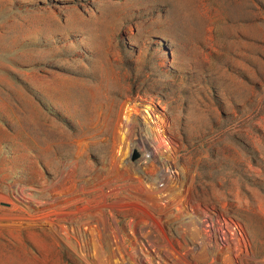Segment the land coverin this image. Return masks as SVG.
Instances as JSON below:
<instances>
[{"label":"rangeland","instance_id":"374dc122","mask_svg":"<svg viewBox=\"0 0 264 264\" xmlns=\"http://www.w3.org/2000/svg\"><path fill=\"white\" fill-rule=\"evenodd\" d=\"M0 264H264V0H0Z\"/></svg>","mask_w":264,"mask_h":264},{"label":"water","instance_id":"95a60500","mask_svg":"<svg viewBox=\"0 0 264 264\" xmlns=\"http://www.w3.org/2000/svg\"><path fill=\"white\" fill-rule=\"evenodd\" d=\"M138 156V153L135 152L134 155L132 156V160H134Z\"/></svg>","mask_w":264,"mask_h":264},{"label":"bare ground","instance_id":"6f19581e","mask_svg":"<svg viewBox=\"0 0 264 264\" xmlns=\"http://www.w3.org/2000/svg\"><path fill=\"white\" fill-rule=\"evenodd\" d=\"M126 117H128V116H126ZM126 117H125V118H126ZM123 119H124V118H123ZM129 120H130V119H129ZM124 121H125V120H124ZM125 122H126V121H125ZM125 124H126V123H125ZM130 124H131V123H130ZM130 124H129V125H130Z\"/></svg>","mask_w":264,"mask_h":264}]
</instances>
